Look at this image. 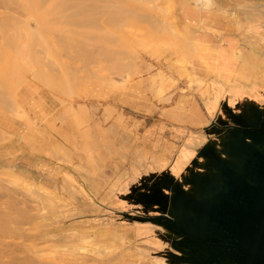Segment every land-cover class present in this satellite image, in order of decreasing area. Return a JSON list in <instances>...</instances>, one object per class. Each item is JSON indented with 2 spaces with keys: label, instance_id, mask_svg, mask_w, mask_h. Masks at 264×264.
I'll use <instances>...</instances> for the list:
<instances>
[{
  "label": "rangeland",
  "instance_id": "1",
  "mask_svg": "<svg viewBox=\"0 0 264 264\" xmlns=\"http://www.w3.org/2000/svg\"><path fill=\"white\" fill-rule=\"evenodd\" d=\"M35 1L39 4L38 0H30L29 4L33 7V5H36ZM77 1L78 0H76V3ZM25 2L24 4H26ZM42 2L44 1L40 0L41 5L39 4V6L44 4ZM113 2H109V5H112L110 8L105 2V4L102 5L103 3L101 4L93 0L92 2L89 0V3L84 5L88 8V14H86V16L90 17L89 20H95L89 22H91V24L96 21H98L99 24L103 23L102 27L108 30H106V32L110 34V36H106L110 37L107 39L110 42H106L107 44L104 43V45L102 42H98L99 39L103 37H99L95 34L94 28L96 26L94 27V24L91 25L86 23L93 27V34L95 36H91V31L88 37L87 35H85V37L83 35L82 37L84 38L81 39V36L79 37V34L76 33L77 31L75 33L73 32L78 28L77 26L75 27L73 25L72 27L68 22V26L66 25V27H64L65 31L67 29L69 31L73 30L72 33L67 30L70 34L69 37L71 34H74V37L76 35L75 39L77 37L80 39V41H72L67 35L66 37L70 41L65 42L67 39L62 41V44L64 42V48H68H66L67 51L70 50L77 54L81 53L83 49L88 48L90 51L93 50L92 53L87 54L88 57L82 59L81 62L78 61L75 63L78 67L86 64V68L88 67V69H90V72L94 75L93 77H86L91 73L88 72L89 70L87 71L86 69V71H84L82 68L79 72L77 71L78 73L76 72V74H79L77 77L81 78L83 75V78L78 80L75 77V72V76L73 75L74 77H72V79L63 82H48L36 80L33 77L30 79L28 78L30 75H27L28 77L26 79H21L11 89L7 88V83L9 81L6 83L0 80V86H3L6 90L0 91L1 93L3 92L2 96L0 95V126H7L3 128L5 130L16 122L20 121L21 123L24 120V115L18 110L14 100H12V96L22 85L27 84L36 92L45 94L54 99V103L57 106L56 115L54 116L57 122V129L54 131L53 147L56 151L61 174L59 179L56 180L52 186L42 185L39 182L29 179H27V182L29 183L30 191L38 192L39 187L46 188L57 194V196L61 198L60 202L62 203L57 214L58 216L54 217L53 215H49L46 220H41L33 216L38 210L36 207H40L39 205L36 206L39 201L38 198L33 197L34 195H28V193L24 191V205L22 206L24 207L26 205V211H28L29 208V211L30 209H32L31 211L34 209L35 212L33 214L30 213L31 215H27V212L24 210V214H21V208H17L18 210L16 211H18L19 215H16L17 212L15 211V213L14 210L16 209L15 207L19 206L13 204V206H11L9 204L11 202L8 201L6 202L10 205L8 207H14V210H11V208L7 209L12 211L11 213L14 212L16 217L18 216L16 218L17 221L9 216L10 220L14 219L12 223L16 225L14 227L9 221V223L7 222L8 225L3 224L6 223V220L4 219L5 215L2 213L0 217L2 216L3 219L0 218L2 220V222L0 220V223H2L0 226H2V228L3 225L4 228L6 225L9 227L10 224L13 226V229H10L12 226L9 227L11 230V232L9 230L10 235H15V238L12 237L13 241L17 237L18 239L19 237L24 239L28 238L27 241L26 239L24 240V243L28 245L32 242L31 245H33L34 239L39 238L38 240L36 239V244L34 245H38V247L42 246L41 248H44L45 244L50 243L49 240H46L48 239L47 237L40 238L41 234L47 230L62 238L63 235L72 233L90 234L93 233L91 230L95 229L105 234L102 240L105 243L107 242L108 246L105 245V248L103 245L99 247V255L93 253L80 254L78 256L79 259L84 260L87 264H160L157 259L146 255L144 252L156 253L158 250L154 249L145 236L137 237L128 234V230L133 225L132 223H121L122 226H115L114 223L116 222L114 221L122 219V213L125 215L133 213L137 216H143L145 214L148 216L156 215V211H150L151 208H148L146 205L134 203L138 198L137 193L139 190L132 191L131 188L135 185H140V182H136L135 180L136 176L141 178L144 183H150L162 173L151 164L159 165L164 169L163 171H169V169L174 170L172 165L175 164V160H188L182 156L181 150L199 141L198 134L203 132L202 127L205 125H195L191 122L193 117H191V115H189V118L186 116L188 115L187 112L190 101H193L194 104H198L201 108L200 96L202 95L204 97L206 110L211 112L217 109L221 101L225 99H229L230 101H242L249 97L255 100H262L264 96L262 93L264 91V31H262L259 24L248 23L242 25L238 22L237 27L243 30L242 44L238 39L222 37L217 43L211 45L213 49H218V47L222 46V43L229 44L225 46V48L234 44L233 48L240 51L247 59L253 62H259L257 72L254 75H240L238 73L240 59L234 57L230 59L232 67L229 70L222 67L221 65L225 64L226 61L224 56L226 53L222 54L224 51L223 48V51H220L221 54H219L217 58V69L205 66L202 76L194 63L196 59L190 58L185 48H183L184 43L201 41V39H193L190 30L186 27H181L177 22L179 8L183 9L186 19L189 18L188 15L193 17L190 12H188L195 6L193 0H179V5L177 4V0H149L147 5H143L139 9H134L133 13H131L130 10L128 11V9L125 10L126 8H122L120 16L114 20H110L109 17L111 12L116 10L117 5L120 4L118 2ZM54 3H56V0H54L53 4L45 3L43 6L49 9L56 5ZM76 3L75 5L78 4ZM29 4H27L28 7L30 6ZM57 4L59 5L58 2ZM71 4L73 5V3ZM71 4L68 6L72 7V10L66 5L63 6L64 8H68L67 10L69 12L72 11L70 13L74 14L73 10L75 6H71ZM122 4L124 3L122 2ZM48 5L52 6L49 7ZM58 5H56L57 8ZM113 5H116V7ZM183 5L188 7L187 11L184 9ZM63 6L59 7L62 9ZM34 7V9H37L38 6L36 5ZM210 7L211 2L205 9H209ZM42 8H40L39 13H41ZM64 8L62 10H64ZM25 9L24 11L28 12ZM61 9L59 8L58 10ZM34 11L36 10H33V12ZM44 11L46 10L44 9ZM31 13L28 12V14H24V21H30L32 27H37L36 24H34L35 21L30 18L38 16L37 14L39 13L36 12V14L34 12L32 17L29 18V14ZM51 13L49 16H51ZM56 13L57 12H55V14ZM70 13L66 15L64 12V15H61L63 18L68 15L70 17ZM230 14L236 17L233 12H230ZM61 15L59 13L60 17ZM44 16L45 15L42 17ZM46 16L45 19L41 17L43 21L47 19ZM57 17L58 16L54 19ZM69 17H65V20H68ZM157 18H162L163 22H165L164 19L166 22L168 21L169 27L167 30H165V28L161 29V23H163L160 22L162 21L161 19L159 21L160 23L155 22L158 21ZM42 19H40V22ZM60 19H62V17ZM48 20L49 19H47L45 23L48 22ZM60 21L64 22V19L59 20V23ZM86 21L88 22V20H85V22ZM151 21L154 22L151 23ZM79 22L80 21L75 25H78ZM98 22H96L95 25L99 26ZM42 23L43 22L39 23V25L45 26V29H41L43 27L40 26L39 30H42L41 33L43 37L46 36L44 34H48V32L45 33L46 30H52L50 33H53L56 32L59 27L61 29V25H56L55 27L52 23L51 25H49V23L47 25ZM70 23L73 24L72 21ZM83 23L80 22L82 26L86 25ZM153 23H159L161 26L159 25L157 27L153 25ZM63 26L64 25H62V27ZM86 29H88V27ZM99 29L101 30V28ZM61 31L62 30H60L59 35ZM56 33L54 34L56 35ZM104 33L105 32H103V35L106 34ZM148 33L150 34L149 38L148 35L146 36ZM55 35L51 36L54 37ZM59 35L55 36V40H59L58 38L62 36ZM51 36H49L50 40H52ZM74 37L72 39H74ZM46 38L48 39V37L42 39ZM97 38L98 41H96ZM164 38L168 39L167 41L169 42L166 43ZM2 39H0L1 45L4 41H2ZM148 39L153 41L149 43ZM48 40L46 42H48ZM50 40L49 42H51ZM87 40H89V42H87ZM93 41L95 44H93ZM38 42L39 43L35 42L36 46L33 45V42H30L34 47L30 44L28 45L33 47V49L35 48V52L40 51L43 46H45L43 47L44 49L41 50L43 54L48 51L46 50L44 52V50L48 48V43L47 45L45 41H41L43 42L42 44L40 41ZM54 43H52V46ZM60 43H57V46H59L58 44ZM82 43L85 44L86 47L83 46ZM91 45H96V47ZM50 46L51 45H49V48ZM57 46L55 47L57 48ZM1 48L0 55L2 56L3 53L5 57L6 53L4 54V52L6 51L3 48L2 50L4 51H2ZM52 48L54 49V46ZM59 50L62 49H58L57 52L55 51V54L51 52L54 56L53 59L55 62H59V60L61 62H66L67 55L65 56L64 54L65 50L63 49L64 51L62 52ZM58 52H61L63 55L61 57L58 56V58L60 57L59 60L57 58ZM48 54L43 57L46 56L45 58H47ZM50 54L48 56L51 58L52 55ZM53 59L50 60V62L54 61ZM47 60L49 61V59ZM24 64H26L28 68L34 67L35 69V67H38L30 53H25ZM58 64H60V62ZM69 71L72 72L73 70ZM70 72H68V74H70ZM86 72L89 74L86 75ZM201 109L204 110L203 108ZM205 120L211 121L206 114H204L203 122ZM12 131L16 134V131ZM143 161L146 162L145 166H152L151 172L155 173V176L151 178L146 177L149 172L146 171L145 167L140 165ZM131 169L135 170L136 174H133ZM9 175L10 172L6 170L0 172L1 177H9ZM53 186L56 187L55 191L52 190L54 188ZM118 194L125 196L119 199L117 196ZM130 195L133 196L130 197ZM4 198L6 199V197H3V203L0 202L5 204L2 205V208L3 206L5 208L7 206V204L4 203ZM7 200H9L8 197ZM2 208L0 209L1 211ZM8 210L5 213L8 214V212H10ZM76 220H85L88 223V227L84 229V226L79 224L83 222H78L76 224L71 223V225H69L70 222ZM130 220L132 221V219ZM109 222L115 226L113 232L109 230L113 227L110 226L111 224ZM93 226L94 229H92ZM108 226H110V228H107ZM16 227L23 230H19ZM133 230L134 234H139L140 232V228L137 227L135 229L133 228ZM3 231L5 232V229H2V233ZM7 232L8 230L3 235H8L9 233ZM4 236H0V238L4 239ZM8 237L12 240L11 236ZM29 238L32 239L29 241ZM2 239L0 244H3ZM21 240L18 242H21ZM7 241L8 239H6L5 242ZM21 243L22 245L19 244L20 247L25 245L23 241ZM8 244L3 245L9 247ZM13 244L11 246L14 247L17 243L13 242ZM17 246L18 245H16L15 249H17ZM7 247L4 249H7ZM13 249H10V251H13ZM10 251L8 252L9 254L12 253ZM162 251H164V249H162Z\"/></svg>",
  "mask_w": 264,
  "mask_h": 264
},
{
  "label": "water",
  "instance_id": "2",
  "mask_svg": "<svg viewBox=\"0 0 264 264\" xmlns=\"http://www.w3.org/2000/svg\"><path fill=\"white\" fill-rule=\"evenodd\" d=\"M237 9L259 14L264 31V0ZM200 99L211 121L199 123V141L181 150L188 160H175L169 171L151 164L162 173L150 183L135 177L134 203L156 215L122 213L114 224L132 223L128 234L145 236L158 250L144 252L160 264H264V96L225 99L211 112Z\"/></svg>",
  "mask_w": 264,
  "mask_h": 264
},
{
  "label": "bare ground",
  "instance_id": "3",
  "mask_svg": "<svg viewBox=\"0 0 264 264\" xmlns=\"http://www.w3.org/2000/svg\"><path fill=\"white\" fill-rule=\"evenodd\" d=\"M25 1H27V0H0V39H2V45L0 44V46L3 48V49H5V51L6 52H4V54L7 56H5L4 57V55H3V53H2V58H4V59H2L1 57H0V61H1V64H0V80H2L3 82H6L7 83V81H9L8 83H7V88L8 89H11L14 85H16L21 79L23 80V79H26L28 76L27 75H30V77H28V78H34V79H36V80H44V81H51V82H54V81H58V82H63V81H65V80H70V79H72V77H74L75 75V77H76V79L78 80V79H81V78H83V75L81 76V78L80 77H77V75L79 76V74H76V72L78 71H80V69L82 70V68L84 69V71H86V69H87V71L89 72V73H91V74H89L88 72H86L87 74L86 75H88L89 74V76H86V77H93L94 75H93V73L92 72H90V69H88V67L86 68V64L84 65V66H79V67H81V68H79L78 66H77V64H75V63H77L78 61L79 62H81L82 61V59H85L86 57H88L87 56V54H90V53H92L93 52V50H89L88 48L87 49H83V51L81 52V53H77V54H75L73 51H67L66 50V48H64L65 46H63L64 45V42H63V44H62V41H64V40H66L65 42H68V41H70L68 38H70L72 41H80V39L81 38H84L85 37V35H87V37L89 36L88 34H89V32H91L92 33V35H91V33H90V35L91 36H93L94 34H93V31H94V29H95V34H97V36H99V37H103L102 39L100 38L99 39V41H98V38L96 39V41H98V42H102L103 44L105 43V44H107L108 42H110V41H108L107 39L108 38H110V37H107L106 35H108V36H110V34H108L107 32H106V30H105V28H103L102 27V25H103V23H100L101 24V26H100V24H99V22L98 21H96V22H98V24H99V26H97V25H95L96 24V22H92V24H91V22H89V21H95V20H93V19H91V20H89L90 19V17H88V16H86V14H88L87 13V10H88V8H86V6H84L85 4L87 5V3H89V0H86V1H83V0H81V1H77V3L79 4H77L76 3V0H56V3H54V4H56V5H58L57 4V2L59 3V5H58V8L56 7V5H54V6H52V5H48L49 7L50 6H52V7H50L49 9L46 7V8H44V4L45 3H48V4H53V2H54V0H47V1H45V0H43L44 2H42V3H44L42 6H39V4H40V0H38L39 1V4H38V2H36V5L38 6L37 7V9H34L35 7L34 6H36V5H33V7H32V5H30L29 3H30V0L29 1H27V2H25ZM42 1V0H41ZM51 1V2H50ZM71 1H73V2H71ZM83 1V2H82ZM91 2H92V0H90ZM93 1H96V2H100L102 5H104L105 3L106 4H108L109 5V2H113L114 0H112V1H110V0H107V1H105V0H102V1H100V0H93ZM149 0H115L114 2H118V3H120V4H118L117 5V9L116 10H114V11H112L111 12V14H110V17H109V19L110 20H114V19H116V18H118L119 16H120V13H121V10H122V8H126L125 10H127L128 9V11L130 10V12L131 13H133V10L134 9H139V8H141V6H143V5H147ZM24 2L26 3V4H24ZM32 2V1H31ZM77 4V5H75V3ZM105 2V3H104ZM113 2V3H114ZM122 2L124 3V4H122ZM193 2H194V4H195V6H194V8L193 9H191V10H189L188 12H190V14L192 15V16H197L198 15V13H199V11L200 10H202V9H205L206 7H208L209 5H210V0H193ZM71 3H73V5L71 4ZM84 3V4H83ZM27 4H29L30 6V8L28 7V5ZM32 4V3H31ZM35 4V3H34ZM70 4H71V6H75L74 7V14H72V13H70V12H72V11H68L67 9L68 8H72V7H69L70 6ZM83 4V5H82ZM24 5H27V6H24ZM41 5V4H40ZM66 5L68 8H64V6ZM69 5V6H68ZM81 5H82V7H81ZM47 6V5H46ZM59 6H63L62 7V9L64 8V10H62L61 9V7H59ZM110 6H112L111 4L109 5V8H110ZM114 6V5H113ZM184 6V9L187 11L188 10V7L186 6V5H183ZM27 7V8H26ZM42 8V10H43V12H42V10H41V13H39L40 12V8ZM78 8V10H77V8ZM81 7V8H80ZM114 7H116V5L114 6ZM148 7V6H147ZM26 8V9H25ZM28 8H29V10H28ZM38 8H39V11H38ZM53 8V9H52ZM58 10L59 8L61 9V10H56V9ZM24 9L25 10H27L28 12H32L31 14H29L30 16H29V18L30 17H32V14H34V12L36 13H39V14H37L38 16H36V17H34V18H30V19H33V21H35V23L34 24H36V26L37 27H32V24H31V22L29 21V22H25L24 21V14H28V12H25L24 11ZM44 9L47 11H44ZM51 9V10H50ZM69 9V10H70ZM31 10V11H30ZM33 10H36V11H34L33 12ZM49 10V11H48ZM53 10V11H52ZM72 10V9H71ZM76 10V11H75ZM124 10V9H123ZM66 11H68V12H66ZM51 12H53V13H51V16H49L50 15V13ZM55 12H57L56 14H55ZM66 13V15H67V13H70V15L72 16H70L69 17V15L68 16H65L66 18L67 17H69L68 18V20H65V17L63 18V16L61 15V14H63V13ZM16 13V14H15ZM46 13H47V16H46ZM49 13V14H48ZM59 13H60V15H61V17H62V19H64V22H62V21H60V23H59V20H62V19H60L61 17L59 16ZM76 14V15H75ZM93 14V13H92ZM97 14V13H96ZM43 15H45L46 16V18L47 19H49L50 20V22H49V20H48V22H46L45 23V21H47V19L45 20V21H43V19H45V16L44 17H42ZM52 15H53V19H52ZM55 15V16H54ZM64 15V14H63ZM73 15H75V16H73ZM91 15V14H90ZM28 16V15H27ZM35 16V15H34ZM56 16H58L57 18H59V19H54ZM43 19H42V18ZM51 17V18H50ZM102 17V16H101ZM100 17V18H101ZM103 17H104V14H103ZM84 18H86V19H84ZM28 19V18H27ZM40 19H42L41 20V22H43L42 24H48L49 23V25H51V23L52 24H54L55 25V27H56V25H61V29H60V27H59V29H57V31L56 32H58V33H56V32H51L50 33V31H52V30H46L45 31V33L46 32H48V34L46 33V34H44V35H46L45 37H48V39L50 40V37L49 36H51V35H55L54 33H56V35H59V33H60V30H62L61 31V34L60 35H62L63 33V35L62 36H60L58 39L59 40H55V36L53 37V36H51L52 37V40H50L52 43H56V41H57V43H60V40H61V46H63L62 48H60L61 46H60V44H58L59 46H57V43L55 44H53V46H54V49L52 48L53 46H52V43L51 42H49V40H48V42H46L47 40L46 39H42V38H45V37H43L42 36V30L40 31L39 30V28H40V26L41 25H39V23H41L40 22ZM71 19H73V20H71ZM158 19V21H155L156 23L157 22H159L160 21V19L162 20V18H157ZM51 20H52V22H51ZM73 22V24L72 23H70L71 21ZM80 21L81 23H83V21H84V23L83 24H86V23H89V24H91V25H93L95 28L93 29V27L92 26H89L88 24H86V25H84V26H82V24H80V22H79V24L81 25H79L80 26V28H79V26L78 25H75V24H77V22L78 21ZM85 20H88V22L86 21L85 22ZM100 20V19H99ZM155 20V19H154ZM54 21V22H53ZM56 21V22H55ZM67 21V22H66ZM164 21L165 22H163V20L162 21H160V22H163V23H161L162 24V28L161 29H164L165 28V30H167L168 29V27H169V23H168V21L166 22V20L164 19ZM68 22H69V25H71L72 27H73V25L76 27H78L77 29H75L74 31L73 30H68L67 28V30L70 32V33H72V31L75 33L76 31V33L77 34H79V37H80V39H78L79 37H77L76 39H75V37H76V35H75V37L71 34V36L69 37V32H67V30L65 31L64 30V27H66V25L68 24ZM75 22V23H74ZM152 22H154V21H151V23ZM159 22V23H160ZM56 23H58V24H56ZM154 24L153 23V25H155V26H159L160 24L158 23V24ZM165 23V24H164ZM168 23V24H167ZM49 25H48V27H49ZM62 25H64L63 27H62ZM163 25H164V27H163ZM39 26V27H38ZM68 26V25H67ZM88 27V29H86L87 27ZM161 26V25H160ZM41 27H43V28H41V29H45V26H41ZM48 27H47V29H48ZM55 27H53V28H55ZM90 27V28H89ZM63 28V29H62ZM81 28H82V30H81ZM85 28V29H84ZM98 28V29H97ZM99 28H101V30L99 29ZM50 29H51V26H50ZM56 30V29H55ZM59 30V31H58ZM79 30V31H78ZM105 30V31H104ZM81 31V32H80ZM98 33H97V32ZM100 31V32H99ZM108 31V30H107ZM41 33V36H40V33ZM63 32V33H62ZM84 32H87V33H84ZM102 32V33H101ZM103 32H105L104 34L105 35H103ZM50 33V34H49ZM67 33V34H66ZM99 33H100V35H99ZM110 33V32H109ZM68 35V36H67ZM84 35V37H82ZM148 35V38H149V36H150V34L148 33V34H146V36ZM68 38H67V37ZM74 37V39H72L73 37ZM95 36V35H94ZM106 36V37H105ZM105 37V38H104ZM112 37V36H111ZM61 38H63V39H61ZM65 38V39H64ZM93 38V37H92ZM85 39H88V38H85ZM84 39V40H85ZM104 39H106V40H104ZM165 39V38H164ZM54 40V41H53ZM93 40H94V38H93ZM111 40V39H110ZM149 40V43H151V41H153V40H151V39H148ZM168 39H165V42L166 43H168L169 41H167ZM188 41H190L189 39H187ZM38 41H40V43L42 44L44 41H45V44H49V45H51L50 46V48H49V45H48V48H46L45 50H44V52L46 51V50H48V51H50V52H48V51H46L44 54H43V52L41 51L42 49H44L43 47H45V46H43L42 47V49L40 50V51H36L35 52V48L33 49V47L34 46H36L35 45V42H37V43H39ZM41 41H43V42H41ZM95 41V40H94ZM93 41V44H95V42ZM104 41V42H103ZM30 42H33V45H32V43H30ZM87 42H89V40H87ZM107 42V43H106ZM1 43V42H0ZM36 43V44H37ZM97 43V42H96ZM28 44H30L31 46H33V47H31L30 45H28ZM40 44V45H41ZM83 44V43H82ZM90 44H92V43H90ZM100 44V43H99ZM104 44V45H105ZM202 44V40L201 41H190V43L189 42H186V43H184L183 44V48H185V50H186V52L188 53V55L190 56V58H193V59H201V60H203V62H204V65L207 67V66H209L210 68H212V69H217V67H218V61H217V58H218V55L219 54H221V50L224 48V51H223V53L222 54H224V53H226V54H224V56H225V64H223V65H221L222 67H225V69H227V70H229L231 67H232V65H231V58H236V59H240V65H238V73L240 74V75H244V76H252V75H254L256 72H257V69H258V64H259V62H253L252 60H249V59H247L244 55H242V53L240 52V51H237V49L236 48H233L234 47V44L233 45H231L230 47H228V48H225V46H227V45H229L228 43H222V46L221 47H218V49H213V47L211 46V45H208V51L209 52H207V54H201V50L199 49V45H201ZM38 45V44H37ZM39 45V46H40ZM88 45V44H87ZM28 46H30V47H28ZM55 46H57V48L55 47ZM83 46H85L86 47V45L85 44H83ZM91 46H94V45H91ZM0 47V48H1ZM7 48V50H6V48ZM26 47V48H25ZM27 47H28V49H27ZM47 47V46H46ZM94 47H96V45L94 46ZM2 48H1V50H2ZM57 50H56V49ZM30 49V50H29ZM53 49V50H52ZM58 49H62V50H59V51H64L65 50V52H64V54H65V56L67 57V59H68V61H67V59H66V62H61L59 59H60V57L61 56H63L62 54H61V52H58L59 54L57 55V58H58V56H60L59 58H58V60H59V62H60V64H58L59 62L58 61H56V62H58V63H56L55 62V60L53 59V54H55V51L57 52L58 51ZM64 49V50H63ZM68 49V48H67ZM70 49V48H69ZM28 50V51H27ZM33 50V51H32ZM2 51H4V50H2ZM1 51V52H2ZM42 52V53H41ZM53 54H52V53ZM25 53L27 54V53H30V55L32 56V59L36 62V64H37V68L35 67V69H34V67H27L26 66V64H24V55H25ZM50 55H52V57L50 58V56H48L49 54ZM42 56H41V55ZM46 54H48L47 55V58H45V57H43L44 55H46ZM75 54V55H74ZM49 57V58H48ZM55 58H56V56H55ZM57 58H56V60H57ZM45 59V60H44ZM47 59H49V61L47 60ZM54 60V61H51L50 62V60ZM47 60V61H46ZM64 60V59H63ZM59 68H58V67ZM204 66V67H205ZM73 70L72 72H70L69 70ZM63 70V71H62ZM226 70V71H227ZM84 71H82V72H84ZM58 72V73H57ZM68 72H70V74H68ZM74 72H75V75H74ZM77 72V73H78ZM56 73H57V75H56ZM60 73V74H59ZM71 73H72V75H71ZM85 73V72H84ZM83 73V74H84ZM70 75H71V78H70ZM74 75V76H73ZM91 75V76H90ZM75 79V78H74ZM0 91L1 90H3V91H6L5 89H4V87L2 86H0ZM24 89V88H23ZM3 93V92H2ZM2 93L0 92V95L2 96ZM4 93H6V92H4ZM6 94H8V93H6ZM22 95V94H21ZM0 96V97H1ZM13 97V96H12ZM11 97V98H12ZM12 100H14L13 98H12ZM17 100V99H16ZM15 105L17 106L18 104H16L15 103ZM21 105V104H20ZM18 118V117H17ZM20 119V118H19ZM19 123H20V121H18ZM23 123V122H22ZM2 125V124H1ZM4 125V124H3ZM20 125V124H19ZM7 127V126H6ZM5 126H0V144L1 143H3L2 145H4L3 147H5V146H7V145H5L10 139H12V138H14V137H18L16 134H14L13 133V131L12 130H9V129H3V128H6ZM21 128V127H20ZM19 129V128H18ZM21 131V130H20ZM0 152H2V151H0ZM3 160V159H2ZM16 162V161H15ZM6 164V163H5ZM47 166V165H46ZM2 170H6V171H8V172H10V175H9V177H6V176H4V177H1L0 176V202H2L3 203V197H6V199H5V202L4 203H6V202H8V201H10L11 203H9L11 206H13V205H18L19 207H15L16 209L14 210L13 208H11V207H8V206H10L8 203H6L7 204V206H6V208L3 206V208H2V205H5V204H2V203H0L1 205H0V207L2 208V211H1V213H0V215H2V213H3V215H5V217H4V219L6 220L5 222L6 223H3V224H7V222L9 221V222H11V224L15 227V225L16 224H14V223H12V221L14 220V219H16L17 217L14 215V212L16 211V210H18L17 208H21L20 209V211H21V214H24V210H25V212H27L26 214L27 215H29L30 213H34L35 211H34V209H33V211H31L32 209H30V211H29V208H28V211H26L27 209H25L26 208V205L23 207L22 205H24V191L25 192H27L28 193V195H34L33 197H37L38 198V204L36 205V206H40V207H36L38 210H37V212L33 215L35 218L37 217V218H40L41 220H46L47 219V217H49V215L51 216V215H53L54 217L55 216H58L57 214H58V212H59V209L61 208V198H59V196H57V194H55V193H53L52 191H50V190H48V189H46V188H41V187H39V190H38V192L36 191V192H33V191H30V187H29V183L27 182V179L26 178H24L22 175H18V173H16L14 170H13V168L12 167H6V166H2L1 164H0V172L2 171ZM47 172V171H46ZM51 172V171H50ZM71 181V180H70ZM70 181H68V182H70ZM54 187V186H53ZM52 187V188H53ZM53 191H55L56 190V187H54L53 189H52ZM37 193V194H36ZM36 194V195H35ZM21 195V196H20ZM7 197H8V199L9 200H7ZM2 200V201H1ZM7 200V201H6ZM23 203V204H22ZM13 204V205H12ZM0 208V209H1ZM9 208H11V210L13 209L14 210V212L13 213H11L12 211H10V210H8ZM30 208H32V207H30ZM35 208V207H34ZM5 209H7L8 211H10V212H8V214L7 213H5V212H7V210H5ZM36 210V209H35ZM17 212V214L16 215H19V213H18V211H16ZM15 212V213H16ZM12 214V215H11ZM6 215H7V217H8V219H9V216H11V217H13L14 219H12L11 217V219L12 220H8L7 219V217H6ZM31 215V214H30ZM0 218H2V216L0 217ZM3 219V218H2ZM1 220V219H0ZM4 221V220H3ZM16 221H17V219H16ZM1 222H2V220H1ZM8 222V223H9ZM15 222V221H14ZM1 225H2V223H0ZM10 224V226H12ZM8 225V224H7ZM6 225V227L4 228V225H3V228H2V226H0V232L2 233V229H5V232L8 230V232L7 233H9V230L10 229H13V226H12V228L10 227V229H9V227ZM18 226V225H17ZM8 227V228H7ZM19 227H20V225H19ZM19 227H16V228H18L19 230H23V229H21V228H19ZM15 228V229H16ZM92 229H94V226H93V228ZM49 230H47L46 232H43L42 234H41V237L40 238H44V237H47L48 239H46V240H49L50 241V243H48V244H45V247L44 248H41V247H38V245H34V244H36V239L38 240L39 238H36V239H34V243H33V245H31L32 244V242H30L31 244H28L27 245V243H24L25 241V239L24 238H22V237H19V239H18V237L13 241V238H15L13 235H10V233L7 235V234H5V236L6 237H8V236H11V238H12V240L8 237V238H6L3 234L5 233L4 231H3V233H2V235H1V233H0V236H4V239L6 238V239H8V241L7 242H5L6 241V239L4 240V239H2V238H0V243L2 242L1 241V239L3 240V244H5V245H7L8 243L10 244H8V246L9 247H7V246H5V245H3V244H0V247H3V248H0V264H87L84 260H82V259H79V255L80 254H86V253H93V254H95V255H99L100 254V248L99 247H102V245L104 246V248H105V245L106 246H108L107 245V242L105 243V242H103V240H102V238L105 236V234L101 231V232H99L98 230H91L93 233H90V234H83V233H72V234H66V235H63L62 236V238L61 237H59L57 234H55V233H53L52 234V232L50 231V232H48ZM72 231H74V230H72ZM10 232H11V230H10ZM50 233V234H49ZM50 237V238H49ZM9 239H10V241H9ZM18 239V240H17ZM22 239V240H21ZM28 239V238H27ZM27 239H26V241H27ZM32 239V238H31ZM30 238H29V241L31 240ZM21 240V242L23 241V244H25V245H23V246H21L20 247V245L19 244H21L22 245V243L21 242H18V241H20ZM12 241V242H11ZM13 242L14 243H17L16 245H18L17 246V249H15L16 248V245L13 247V246H11L12 244H13ZM7 243V244H6ZM29 243V242H28ZM104 243V244H103ZM14 245V244H13ZM27 245V246H26ZM7 247V249H4V248H6ZM11 247V248H10ZM16 250H14L13 248ZM9 248V249H8ZM10 249H13V251L11 250L10 251ZM12 252L11 254H9L8 252ZM45 251V252H44ZM45 253V254H44ZM10 256H9V255Z\"/></svg>",
  "mask_w": 264,
  "mask_h": 264
},
{
  "label": "crops",
  "instance_id": "4",
  "mask_svg": "<svg viewBox=\"0 0 264 264\" xmlns=\"http://www.w3.org/2000/svg\"><path fill=\"white\" fill-rule=\"evenodd\" d=\"M177 1L179 5V0ZM210 1L211 7L200 10L197 16L188 15L189 18L186 19L182 8H179L177 13L178 24L189 29L193 39L202 40V44L199 45L201 54H207L209 52L208 45L217 43L222 37L238 39L242 44L243 30L237 27L238 22L242 25L256 23L263 27V21L260 20L259 14L237 9V6L263 0ZM230 12H233L236 17ZM194 63L199 69L200 75L203 76L205 66L203 60L197 59ZM13 99L18 104V110L24 115V120L23 123L16 122L8 127L9 130L16 131L18 137L10 139L5 147L2 145L3 143L0 144V151H2L0 152V164L12 167L18 175H22L26 179L52 186L61 174L53 147L54 131L57 129V122L54 118L57 106L54 99L36 92L27 84L18 88ZM201 108L198 104L190 101L186 116L189 118L191 115L193 117L191 122L195 125L203 122L204 114L207 115L206 111ZM78 222H83L79 224H82L84 229L88 227L85 220L72 221L69 225Z\"/></svg>",
  "mask_w": 264,
  "mask_h": 264
}]
</instances>
